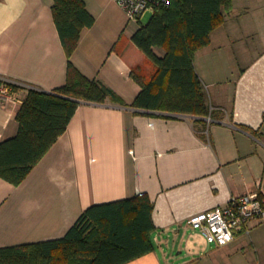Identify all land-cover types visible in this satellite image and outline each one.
<instances>
[{"label": "crops", "instance_id": "crops-1", "mask_svg": "<svg viewBox=\"0 0 264 264\" xmlns=\"http://www.w3.org/2000/svg\"><path fill=\"white\" fill-rule=\"evenodd\" d=\"M52 5L0 0V80L45 91L65 84L68 57ZM85 5L95 22L70 60L120 101H81L20 184L0 177V247L62 237L89 206L143 193L152 203L153 249L125 264H165L168 244L181 248L200 236L192 216L264 191V0H231L208 45L195 52L205 117L132 106L141 87L131 68L147 61L132 40L141 20L129 21L114 0ZM19 107H0V141L17 133ZM257 223L247 222L226 246Z\"/></svg>", "mask_w": 264, "mask_h": 264}, {"label": "trees", "instance_id": "trees-1", "mask_svg": "<svg viewBox=\"0 0 264 264\" xmlns=\"http://www.w3.org/2000/svg\"><path fill=\"white\" fill-rule=\"evenodd\" d=\"M231 0H171L132 36L147 61L131 68L141 90L131 105L195 116L208 115L193 58L224 21ZM53 19L68 57L66 81L50 91L30 88L15 119L17 133L0 141V177L18 185L66 130L81 101L120 98L70 60L94 16L85 0H53ZM155 50H160L158 55ZM152 203L146 194L86 208L59 238L0 247V264H125L153 249Z\"/></svg>", "mask_w": 264, "mask_h": 264}, {"label": "built area", "instance_id": "built-area-1", "mask_svg": "<svg viewBox=\"0 0 264 264\" xmlns=\"http://www.w3.org/2000/svg\"><path fill=\"white\" fill-rule=\"evenodd\" d=\"M125 12L129 21L139 22L146 12L151 15L161 7H168L171 0H114ZM30 85L17 84L8 79L0 80V107L9 103L20 106ZM264 221V191H254L229 198L225 206H216L195 214L189 219L190 227L209 244L223 246L235 238L247 222Z\"/></svg>", "mask_w": 264, "mask_h": 264}, {"label": "rangeland", "instance_id": "rangeland-1", "mask_svg": "<svg viewBox=\"0 0 264 264\" xmlns=\"http://www.w3.org/2000/svg\"><path fill=\"white\" fill-rule=\"evenodd\" d=\"M151 17L146 12L141 18L145 24ZM194 244H168L161 256L165 264H264V221L249 229L238 242L218 247L202 237H193ZM162 253V252H161Z\"/></svg>", "mask_w": 264, "mask_h": 264}]
</instances>
